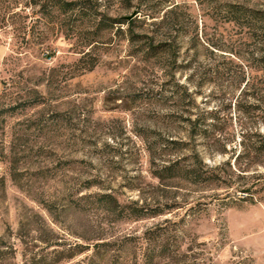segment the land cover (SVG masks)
Instances as JSON below:
<instances>
[{"label": "rangeland", "instance_id": "rangeland-1", "mask_svg": "<svg viewBox=\"0 0 264 264\" xmlns=\"http://www.w3.org/2000/svg\"><path fill=\"white\" fill-rule=\"evenodd\" d=\"M91 1L127 23L86 19L15 62L10 34L0 46L18 82L5 93L1 69L0 105L41 95L0 127V264H111L129 236L160 253L157 227L168 253L264 264V0ZM172 163L188 178L157 177Z\"/></svg>", "mask_w": 264, "mask_h": 264}, {"label": "trees", "instance_id": "trees-1", "mask_svg": "<svg viewBox=\"0 0 264 264\" xmlns=\"http://www.w3.org/2000/svg\"><path fill=\"white\" fill-rule=\"evenodd\" d=\"M91 0H0V46L5 44V36L11 35L13 44L10 43V54L13 62L19 61L25 54V50H47L50 41V36L54 33L64 34L66 37L73 36L66 32V27H73L78 30L81 27H87L89 20H94V30L96 32L103 31L110 27H115L116 24L125 25L127 22L125 19L111 20L112 23H107L105 18L98 14L97 8L91 4ZM235 17L230 21H236L241 18V14L246 15V11L243 7L231 5L230 7ZM251 12V11H249ZM46 18V23H40L41 18ZM77 21L79 22L77 24ZM120 26V27H121ZM122 30V29H119ZM72 34V33H71ZM97 40L88 39L81 46V57L78 62H86L87 70H93L96 66V62L87 60L92 56L93 49L96 46ZM44 47H47L44 49ZM4 74H7L9 78L1 81L3 91L8 93L13 87L18 85L16 69L10 68L8 62L0 63V72L2 70ZM33 96L37 99L34 101H25L19 104L0 105V127L6 121V116L15 113L20 108H27L34 104H37L41 100V95L37 89L30 90ZM29 100V99H27ZM5 162V150L3 143L0 144V163ZM166 173L167 175H164ZM188 178L184 174V171L172 163L171 165L163 167L161 173L157 175L158 178ZM188 176V175H187ZM197 179L204 180L200 175H195ZM106 199L107 195L102 196ZM118 207L125 210V206L122 205L117 199L113 200ZM242 201L247 202L248 199L242 198ZM141 212V211H139ZM143 213V211H142ZM140 213V214H142ZM163 211L158 213H152L151 218L163 215ZM138 218L146 216V214L137 215ZM146 242H164L160 253H133L135 248V237H125L124 240L118 242L120 250L125 253H111L113 250L109 249L106 255L108 261L111 264H117V254H122L124 264H211L213 259L211 256L200 257L194 253H168L170 251V232L166 227H157L156 229L149 230L144 235ZM112 243H105L96 245L97 251L101 247H112ZM99 254V253H95ZM94 257V256H93ZM94 258H91V264H94Z\"/></svg>", "mask_w": 264, "mask_h": 264}]
</instances>
